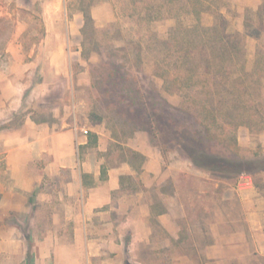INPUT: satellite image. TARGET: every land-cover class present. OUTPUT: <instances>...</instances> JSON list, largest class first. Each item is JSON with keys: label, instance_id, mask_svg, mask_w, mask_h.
<instances>
[{"label": "rangeland", "instance_id": "1", "mask_svg": "<svg viewBox=\"0 0 264 264\" xmlns=\"http://www.w3.org/2000/svg\"><path fill=\"white\" fill-rule=\"evenodd\" d=\"M215 23L219 44L229 33H249L245 56L222 68L241 79L228 77L216 88L211 77L219 68L195 55ZM2 48L0 184L9 189L17 172L45 175L44 199L36 192L8 195L11 202L28 200V206L11 213L15 220L6 222L7 233L31 244L49 231L70 234L73 224L66 218L77 209L67 207L72 200L62 181L68 176L47 172H77L84 159L100 172L125 164L144 172L148 157L140 149L150 146L157 169L172 172L177 182V190L171 184L166 190L177 193L180 203L173 207L187 213L195 240L188 239L189 231L178 242L170 240L152 219L151 242L133 245L125 213L92 215L97 255L88 264H264L261 256L219 263L204 255L211 241L207 222L226 230L243 227V196L264 219V0H0ZM212 88L215 96L207 93ZM233 95L240 96L245 115L224 111L213 121L210 99L226 110L236 103ZM16 131L28 141L72 131L87 144L76 146L65 169L46 150L47 140L24 145L10 165L6 156Z\"/></svg>", "mask_w": 264, "mask_h": 264}, {"label": "crops", "instance_id": "2", "mask_svg": "<svg viewBox=\"0 0 264 264\" xmlns=\"http://www.w3.org/2000/svg\"><path fill=\"white\" fill-rule=\"evenodd\" d=\"M17 134L16 131L14 145L6 156L10 165L16 164L18 156L15 155L20 153L24 145L32 147L47 140L51 146L46 150L55 155L59 168L65 169L71 165L76 146L87 144V140L82 137L76 140L72 136V131L64 132L63 134L67 135L65 138H59V135L63 134L58 133L49 136L38 134L34 136L33 141H28V138L20 133ZM147 149H140L148 157L144 172H134L128 164L114 167L109 172H100L97 165L93 168L85 159L77 172L75 170L47 172L56 178H64L61 174L68 176V179L62 181L66 185V194L72 200L67 207L77 211L74 216L66 218L73 224L70 234L60 235L49 231L43 237L36 235L32 239L34 244L25 236L15 235L14 232L7 233L4 230L8 219L15 220L11 213L26 211L28 206V200L21 203L11 202L8 195L23 196L36 192L38 199H44L45 175L42 172H17L15 176L14 173V181H11L9 189L0 184V264H88V257L97 255L93 243L96 239L90 237L89 231L92 215L106 213L113 216L116 211L125 213L128 225L134 232L133 245L139 241L148 244L151 242L154 233L152 219L157 221L160 229L168 234L170 240L178 242L185 231H189L188 239L195 240L190 229L191 222L186 223L187 219H184L187 213L173 207L172 203L178 201L177 193L176 195L167 193L166 188L170 184L176 190L178 188L172 172H160L154 163L157 160L155 151L150 146ZM126 178H130L134 185L133 189H129ZM54 190L48 191L47 194L50 195ZM180 207L184 208V205ZM242 207L245 215L242 219L243 227L236 226L226 230L222 229L219 223L207 222L211 241L205 245L204 255L208 259L222 263L231 257H264V219L261 208L249 204L244 196ZM52 221H56L55 217H52ZM98 249L100 251V248Z\"/></svg>", "mask_w": 264, "mask_h": 264}, {"label": "trees", "instance_id": "3", "mask_svg": "<svg viewBox=\"0 0 264 264\" xmlns=\"http://www.w3.org/2000/svg\"><path fill=\"white\" fill-rule=\"evenodd\" d=\"M89 18V16L87 14H85V19L87 20ZM210 29L212 30L213 34L212 36L209 37V40L206 41L205 43V37H201V39L199 40V44H201L200 49L198 50V52H195L193 54L196 55V57L200 56L207 58L208 61V65L216 68H219V70H215V72L213 73V76L211 77V79L213 80V85L215 86V88L221 85H225V83L228 80V77H230V79L232 78L233 81H238L241 79V76H232L231 73L229 74H225L222 72V68L223 65H225V62L227 61H233V60H238L240 61L245 55L242 52V49L244 47V38L246 36V34L248 35L249 33H241L239 31L236 32H232L227 34V39L222 42L221 44H219V40H220V34L221 32V28L220 25L218 23H215L212 27H210ZM222 35V34H221ZM223 40V39H222ZM221 40V41H222ZM5 51V48H2L0 50V53ZM191 51H188V53H190ZM219 57V60L217 59ZM201 62V60L199 61ZM200 64V63H199ZM243 66V68H242ZM196 67V66H195ZM199 69V67H197ZM241 70H244V65L241 64ZM197 71V70H196ZM221 71V72H220ZM197 73H199L197 71ZM215 88L208 90L207 93L210 94L211 96H215ZM222 97V101H223ZM240 96L237 95H233L232 96V101H236L235 104H233L232 108H229L230 106H228L227 108H225L226 110H223L222 108H218L217 104H215V97L210 99V107L208 109V112L210 113V115L213 118V121L217 122L218 119V114H223L225 111V114H229L234 110H237L240 115H245L246 111L244 110V114H242L240 108L242 107V100L239 99ZM241 104V105H240ZM233 109V110H232ZM243 122V120H242ZM195 160V158H194ZM197 161V160H196ZM1 197V195H0ZM226 263L228 262V260L225 261Z\"/></svg>", "mask_w": 264, "mask_h": 264}]
</instances>
